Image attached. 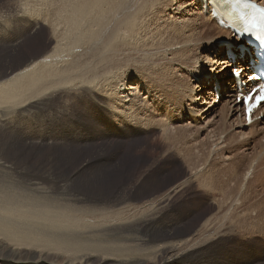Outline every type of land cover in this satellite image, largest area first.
Listing matches in <instances>:
<instances>
[{
	"label": "bare ground",
	"instance_id": "6f19581e",
	"mask_svg": "<svg viewBox=\"0 0 264 264\" xmlns=\"http://www.w3.org/2000/svg\"><path fill=\"white\" fill-rule=\"evenodd\" d=\"M255 1L264 4V0ZM13 2L14 7L7 9L5 18L1 16L3 13L0 14L2 21L7 23L5 27L2 26L3 23L2 27L0 26V264H28V261H38L41 264H138L148 261L152 256L160 258V264H181L184 259L195 255V252L211 248L212 245L205 246L206 240L203 239L193 252L190 247L187 250L184 248V252L177 251L173 244L170 250L168 241L163 237L161 244L146 246L148 240L142 236L157 238L163 233L162 229L156 230L152 223L158 215L152 213L139 219L138 223L128 224V218L121 219V216H131L129 209L122 207L113 210L105 204L87 205V202L99 200L95 199V189H100V192L113 190L114 198L121 195L113 186L110 187L114 177L110 172L112 170L104 172L98 168L102 164H110L108 161L111 157H97L94 161L91 158L88 160V167L65 172L64 175L65 173L56 172L64 162H58L55 155L60 143L79 140V143L75 144H80L90 141L83 133L87 130L83 124L84 119L75 121L74 112L73 115L68 114V102L78 96L77 101H81L83 105L84 117L87 116L91 121L95 120L101 127L106 128L108 136L121 133L110 120L109 107L117 118L120 114L131 111L132 114L124 117H130V121L124 124L127 125L125 131L136 130L137 134L133 132L132 136L139 135L142 126H134L132 121L138 122L142 119L147 125L150 118L148 112L138 114L141 107L135 108L137 99L139 102L150 100L151 97L161 99L154 92L157 89L143 79L144 75L151 77V73H157L162 76L158 79L152 77L157 87L162 85L163 78L175 75L179 93L184 94L183 86L188 85V78L177 74L175 66L190 54L187 53L193 47L190 48L191 44H195L194 41L190 44L195 33L209 39L206 59L209 66L214 64L218 67L214 71L218 79L213 76V84L218 85V91H209L205 84L199 85L197 80L198 83L190 84L192 88L186 87L185 90L191 93L188 97L195 102L197 99H203L200 104L210 105L214 100L212 95L219 93L222 87L225 102L230 106L228 112L231 116L237 115L235 128L249 131L246 132L249 140L256 141L262 134L261 140H264V120L246 124L245 119L238 116L241 104L236 99L240 92L236 90L234 81L229 77L228 80L233 83L228 90L224 83L220 82L227 79L230 74L227 69L233 65L241 69L243 78L247 76L251 68L249 61L252 52L212 18L210 13L214 1ZM197 20H200V24ZM47 24L53 34L54 46L50 49L44 46L40 53L21 55L25 41L32 36L42 35L47 29ZM213 30L216 32L213 33ZM220 39L228 40V44L223 46V51H217ZM119 41L121 43L117 44ZM133 50L145 51L141 60L146 62L137 64L140 67H131L124 73L112 71L110 74H113L114 78L108 76L107 72L113 65L114 69H122L124 59L132 58L127 54ZM196 59L194 62L200 63V56ZM137 68L142 74H135ZM190 75L192 82L198 76L194 71ZM138 77L140 79H137ZM115 78L117 81L114 84ZM170 81L172 83V79ZM103 82V92L105 89L113 91L110 97H106L107 100L103 97V103L107 105L106 118L92 110L89 100L91 96H99L96 87L101 86ZM193 87L198 91L196 97H192L195 89ZM181 94L179 95L182 97ZM206 95L211 98L206 100ZM233 97L235 100L232 101ZM70 107L72 108L71 103ZM261 113L264 115V109H261L257 116ZM71 122L73 131L67 124ZM77 123L80 126L74 129ZM259 123L263 124L262 127ZM79 129H82V132H79ZM169 130L172 132L175 129ZM150 132L151 128H148L143 134ZM38 134L40 136H37ZM106 134L103 137L106 138ZM118 135L120 139L125 137L124 134ZM177 136L174 141H178ZM257 145L260 151L255 157L258 164L256 166H260L264 173V141ZM42 154H47L46 158L38 160ZM104 184L106 189L103 188ZM130 197L133 195L128 198ZM116 201L118 204L115 206L125 203L127 198ZM257 202H254L255 206ZM263 202L264 200L262 203L260 201L262 205ZM252 226L255 227L256 224ZM139 230L140 237L136 235ZM123 241L134 244L127 246ZM200 246L205 248L201 249ZM126 251L131 253H125ZM248 256L247 264H263L264 251L250 252ZM200 261V264H206L203 257ZM209 264H213V261Z\"/></svg>",
	"mask_w": 264,
	"mask_h": 264
},
{
	"label": "rangeland",
	"instance_id": "374dc122",
	"mask_svg": "<svg viewBox=\"0 0 264 264\" xmlns=\"http://www.w3.org/2000/svg\"><path fill=\"white\" fill-rule=\"evenodd\" d=\"M12 2L13 0H0V14L3 13L1 16L4 18L7 15V9L14 7V2ZM3 17H0V26L3 23L2 26L5 27L4 25L7 23L5 24L2 21ZM197 22L200 24V20H197ZM46 28L42 35L32 36L25 41L21 55L40 53V49H43L44 46L48 49L54 46L51 28L48 24ZM214 31L216 32V30L212 32L215 33ZM192 38L190 44L193 41L195 44H191L190 48L193 47L187 53L190 54L186 56L187 58L184 56V60L178 61L175 66L177 74L188 78V85L183 86L184 94L179 93L178 81L174 80L177 79L175 75L163 78L160 87H157L156 81L152 80V77L162 78L159 74L151 73V75L149 74L151 77L139 75V77L142 76L146 80L147 84H151L157 89L154 92L157 97L161 98L158 100L151 97L150 100L146 101L144 99L145 101L140 102L137 99L138 104L135 105V108L141 107L138 109V114L140 115L144 111L148 112L150 121L147 122V125L151 124L147 126L142 119L138 122L132 121L133 123H131L134 126H142L139 129V133L141 132L139 135L132 136L133 132L137 134L136 130L125 131L127 125L124 124L130 121V117H127V119L124 117L132 114L131 111L127 114H120L121 116L118 117L121 119H119L109 107L111 122L121 132L118 134L125 135L124 138L120 139L118 134L108 136L107 131H105L106 128L101 127L95 120L91 121L87 116L84 117L83 105H81V101H77L79 96L69 101L68 114L73 115L74 112L75 121L84 119L83 124H85L87 130L83 133L90 141L80 144H75L79 143V140L73 143H60L55 157L58 162L63 161L64 163L57 168L56 172L64 174L65 172L82 169L88 167L89 159L92 158L94 161V158L108 155L111 157L108 161L110 164H102L98 168L104 172L112 170L110 172L113 173L114 177L110 187L113 186L117 193H121V195L114 198L113 190L100 192V189L94 188L97 192V198L95 199L99 200L87 202L88 206L105 204L113 210L122 207L129 209L128 213L131 216H121V219L128 218V224L138 223L139 219L152 213L158 215L155 221L152 222L153 226L156 230L162 229L165 234L162 233L157 238L150 235L142 236L148 240L146 246L161 244L164 239L168 241L169 248L173 244L174 249L181 252H184V248L187 250L189 247L192 252L195 251L197 244L202 243L204 240H206V247L212 245L209 249L201 250L199 253L195 252V255H191L189 259H184L181 264H200L202 257L206 264L212 261L213 264H247L250 252L264 251V205L261 204L264 200V173H262L263 170L260 166L257 167L258 164L255 160L257 153L260 151L257 144L264 141L261 140L263 134L256 141H253L247 138L246 134L249 131L241 130L239 127L235 128L237 115L231 116V113L228 112L230 106L225 102L226 97L222 93V87L219 93L212 95L214 100L210 105L207 103L200 104L203 99H197V102H195L194 99L188 97L191 93H188L185 89L186 87L192 88L190 84H194L199 80V83L197 82L199 85L205 84L207 89H210L209 91H212V89L214 91L213 76L218 79L217 74L214 72L218 67L214 64L209 66L206 59L208 54L206 49L209 42L207 40L209 39L196 33ZM227 42V39L218 40L220 45L217 51H223V46ZM119 43L121 42L119 41L117 44ZM145 53L142 50L130 51L127 56L132 58L127 57L124 59L122 69H114L113 65L107 75L113 77L114 75L110 74L112 71L114 73H124L131 67H140L137 64L146 62L141 60ZM199 56L201 60L198 62L201 63L202 61L203 66L200 63H195L196 58H199ZM116 65L118 66V64ZM137 70L135 74H142L139 68ZM192 71L195 72V75H198L193 82L189 79ZM227 71L230 74L232 73L229 69ZM230 74L225 81H220L222 84L224 83L223 85L227 90L231 88V80H228ZM139 77L137 79H140ZM133 78L136 79V77ZM245 78L247 79V76ZM170 79H172V83ZM116 81L115 78L114 84ZM104 85L103 82L102 87H96V90L99 91V93L97 91L96 93L100 97L97 95L89 98L92 110L102 118H106L105 112L107 109V105L103 103L104 98L107 100L106 97H110L113 92L111 89H105L106 91L103 92ZM179 94L183 96L181 97ZM196 95H198V91L195 88L192 97H196ZM209 97L211 98V96L206 95V100ZM233 100H235L234 97ZM61 103L63 104L62 101L60 105H62ZM115 111L116 107L114 113ZM240 112L238 116H241ZM27 117L30 118V116ZM261 120H264V118ZM67 124L73 131L72 122ZM78 124L74 129L80 126ZM262 125L259 123V126L262 127ZM148 128H151V132L143 134L147 132ZM168 128L175 130L171 132ZM153 129L155 131H152ZM78 131L82 132V129ZM75 133L73 132V134ZM105 134L107 135L106 138L103 137ZM175 135L182 137L177 136L178 141H174L176 139ZM94 137H98V139L96 140ZM92 139L94 141H91ZM236 149L238 150L236 151ZM40 156L38 160H44L47 154ZM231 163H233L230 165L232 168L229 166ZM254 169L255 171H253ZM103 188L106 189V184ZM104 193H110V195L106 196ZM132 195L133 197L128 198ZM124 198H127L125 203L115 206L118 204L116 200ZM252 200L255 203L258 201V204L255 206ZM149 210L150 212H148ZM253 211L254 213H252ZM255 224L257 227L252 226ZM139 232L140 230L137 231L136 235L140 237ZM138 242L141 241L138 240ZM123 243L127 246L134 244L124 241ZM200 247L201 249L205 248ZM149 251H153V249H149ZM125 253L131 252L126 251ZM28 262V264H41L38 261ZM262 262L264 264V260ZM160 263V258L152 256L148 261L138 264ZM6 264L14 263L7 262Z\"/></svg>",
	"mask_w": 264,
	"mask_h": 264
},
{
	"label": "snow or ice",
	"instance_id": "6c2138e0",
	"mask_svg": "<svg viewBox=\"0 0 264 264\" xmlns=\"http://www.w3.org/2000/svg\"><path fill=\"white\" fill-rule=\"evenodd\" d=\"M253 7H255L253 5ZM241 21L244 24V31L245 32H252L255 31L256 33V39H258L261 42V48L264 49V15H261L259 18H257L255 15L251 16H246V15H241L240 17ZM0 43H2V39H0ZM261 57H264V52L260 53ZM229 70L233 73L234 76H240L241 74V69L237 67H231ZM249 100L252 99L251 96L248 97ZM264 101V94H261L258 100V104L260 102ZM252 106L251 104L249 105V113H251Z\"/></svg>",
	"mask_w": 264,
	"mask_h": 264
}]
</instances>
